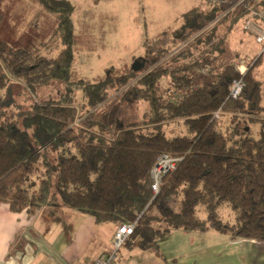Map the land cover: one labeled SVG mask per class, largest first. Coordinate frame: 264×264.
Here are the masks:
<instances>
[{"label": "trees", "instance_id": "1", "mask_svg": "<svg viewBox=\"0 0 264 264\" xmlns=\"http://www.w3.org/2000/svg\"><path fill=\"white\" fill-rule=\"evenodd\" d=\"M35 1L56 17L53 36L62 48L49 58L24 37L14 42L0 39V105L9 77L33 93L54 81L65 89L57 98L26 109L13 105L11 114L0 107V204H7L12 213L40 207L50 201L53 187L64 207L92 217L97 225L136 221L125 243L139 239L141 248L174 229L264 241V129L253 137L243 125L264 110L262 82L253 75L262 55L239 75L225 49L227 35L238 21L251 12L263 13L264 19V0L252 6L253 0H247L223 16L238 0L191 10L170 35L144 43L145 61L163 60L179 49L112 102L147 105L139 122L126 125L104 119L99 110L137 73L131 70L95 84L75 82L83 100L77 111L69 86L73 83L68 82L74 7L67 0ZM2 23L0 14V33ZM218 26L224 27L221 35ZM239 78L244 87L232 100L229 89ZM219 108L232 113L223 126V116H211ZM176 124L185 133L168 137L163 130ZM163 153L181 160L153 195L150 170ZM222 204L236 213L235 223L218 219ZM200 206L205 218L197 214Z\"/></svg>", "mask_w": 264, "mask_h": 264}, {"label": "rangeland", "instance_id": "2", "mask_svg": "<svg viewBox=\"0 0 264 264\" xmlns=\"http://www.w3.org/2000/svg\"><path fill=\"white\" fill-rule=\"evenodd\" d=\"M75 10L72 19L75 26L74 35L77 38L73 43V59L69 68L68 82L73 83L72 94L77 103V111L83 103L81 87L75 82L82 81L85 84H95L108 77H120L133 70L137 73V78L130 81L126 86L115 93H111L107 104L99 110L102 117H109L112 120L126 125L128 123L139 122L143 113L147 110V105L141 102L133 103L129 101L112 103L117 96L134 84L137 79L147 73L153 67L166 64L174 50L163 60L145 61L144 43H150L163 34L170 35L174 30L183 24V15L191 10H205L209 7L206 0H69ZM258 0H253L252 6ZM35 0H0V14L2 15L3 27L0 39L14 42L20 37H24L36 47L41 55L54 57L60 50L61 45L57 43L52 31L55 22L49 16L44 15ZM77 18L82 23V29L77 28ZM15 21V26L12 23ZM12 22V23H11ZM228 23V22H227ZM225 23V24H227ZM244 20L238 21L227 35L225 41L226 54L234 61L236 70H247V65L252 64L257 57L262 55L261 61L253 70L255 78L262 82V106L264 108V54L263 45L256 44L254 38L243 30ZM216 23L210 24L205 30H209ZM218 32L223 34L224 27L218 26ZM88 30V31H87ZM39 32V33H38ZM199 32L195 33L186 42L193 41ZM91 38L93 41L83 43L82 38ZM46 40V41H45ZM41 43H38L40 42ZM253 61V62H252ZM10 84L4 102L0 105L5 112L11 114L15 112L13 105H18L26 109L32 103H44L49 99H55L64 92L65 85L54 81L49 85L36 88L35 92H30L26 85L20 80L9 77ZM85 110V109H84ZM108 115V117H107ZM228 118H221V125L228 122ZM243 118H245L243 116ZM254 120H249L243 125L249 130L250 135L257 137L260 130L264 129V110L261 114L253 115ZM78 122V121H77ZM168 137L173 135H183L184 128L180 124L167 125L163 130ZM228 135L231 132L228 131ZM53 187L50 190V201H58ZM218 219L223 223H235L236 213L227 204H222L217 208ZM197 214L200 218H205L203 207H198ZM139 244L140 240L135 241ZM122 252L126 250L122 249Z\"/></svg>", "mask_w": 264, "mask_h": 264}, {"label": "crops", "instance_id": "3", "mask_svg": "<svg viewBox=\"0 0 264 264\" xmlns=\"http://www.w3.org/2000/svg\"><path fill=\"white\" fill-rule=\"evenodd\" d=\"M40 10L55 22L47 32L50 34L57 27V19L43 8ZM77 20L79 31L86 33ZM71 21L75 31L72 17ZM82 40L93 41L86 37ZM32 43L36 47V42ZM115 229L112 223L97 225L92 217L64 207L59 200L20 213H12L7 204L1 203L0 264H92L110 251ZM116 264H264V241L214 231L174 229L146 248L136 242L125 243Z\"/></svg>", "mask_w": 264, "mask_h": 264}, {"label": "built area", "instance_id": "4", "mask_svg": "<svg viewBox=\"0 0 264 264\" xmlns=\"http://www.w3.org/2000/svg\"><path fill=\"white\" fill-rule=\"evenodd\" d=\"M247 0H238L235 4L229 7L221 16L234 10L239 4H243ZM208 6H223L226 0H206ZM220 16V17H221ZM256 16V18L254 17ZM263 13L251 12L244 20L243 30L247 31L253 38L256 44L263 45L262 53L264 54V19ZM216 19L214 23H216ZM179 49V48H178ZM177 49V50H178ZM240 66L237 67L239 75H243L245 70H240ZM244 82L242 78L233 80L229 89V98L237 100L242 93ZM232 113L226 112L221 108L211 113L212 119L219 120L222 116H231ZM181 159L179 157L171 156L170 154L163 153L158 156L155 164L150 170L151 179V192L156 195L161 185L164 182V178L176 170L177 164ZM136 226V221L131 223H123L116 227L112 239L110 251L102 256L97 257L92 264H116L118 252L123 247L126 240L132 235Z\"/></svg>", "mask_w": 264, "mask_h": 264}, {"label": "water", "instance_id": "5", "mask_svg": "<svg viewBox=\"0 0 264 264\" xmlns=\"http://www.w3.org/2000/svg\"><path fill=\"white\" fill-rule=\"evenodd\" d=\"M140 66H137V68H139ZM137 68L133 69V70H136Z\"/></svg>", "mask_w": 264, "mask_h": 264}]
</instances>
